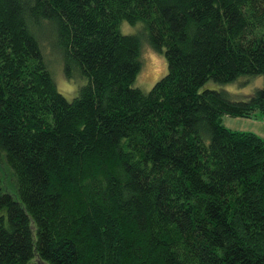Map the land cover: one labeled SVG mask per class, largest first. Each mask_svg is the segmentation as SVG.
Segmentation results:
<instances>
[{
    "label": "trees",
    "instance_id": "obj_1",
    "mask_svg": "<svg viewBox=\"0 0 264 264\" xmlns=\"http://www.w3.org/2000/svg\"><path fill=\"white\" fill-rule=\"evenodd\" d=\"M247 75L264 0H0V264H264V137L221 118L264 116V85L201 91Z\"/></svg>",
    "mask_w": 264,
    "mask_h": 264
},
{
    "label": "rangeland",
    "instance_id": "obj_2",
    "mask_svg": "<svg viewBox=\"0 0 264 264\" xmlns=\"http://www.w3.org/2000/svg\"><path fill=\"white\" fill-rule=\"evenodd\" d=\"M120 29L124 34H137L143 30L142 23H136V25L130 24L127 20L120 23ZM44 49L46 50L47 66L49 71L54 76L55 81L58 85V90L60 93L66 96L67 99L72 100L79 94V88L83 85L84 81H80L78 76L68 79L63 71V60L59 53L54 52L49 46L47 40H44ZM141 70L136 77L134 87L141 88L144 91H150L151 87L161 79V77L167 73L168 66L166 62V57L161 52H156L151 45H149L147 40L143 41V48L141 53ZM48 59V60H47ZM51 62V63H50ZM264 85V77L258 76H240L236 81L228 82L226 84H221L209 80L204 84L201 91L208 89H218L225 91L233 99H244L247 98L249 94L253 93L259 87ZM223 124L228 128L241 131H253L260 136L264 137V116L259 118L255 117H233L230 115H223ZM0 171L4 175L9 174L5 162H0ZM11 192V191H10ZM12 193V192H11Z\"/></svg>",
    "mask_w": 264,
    "mask_h": 264
}]
</instances>
